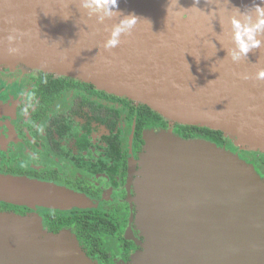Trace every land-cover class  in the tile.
I'll return each mask as SVG.
<instances>
[{
  "label": "water",
  "instance_id": "water-1",
  "mask_svg": "<svg viewBox=\"0 0 264 264\" xmlns=\"http://www.w3.org/2000/svg\"><path fill=\"white\" fill-rule=\"evenodd\" d=\"M84 3L0 0V67L80 80L146 105L171 125L221 131L264 153V81L255 79L264 68V47L235 64L227 55L229 17L259 0H119V10L139 21L111 50L104 44L120 17L101 20ZM13 28L19 36L9 45ZM10 46L18 53L9 54ZM133 140L134 131L131 150ZM144 141L128 180L130 188L138 176V223L146 239L136 264H264V179L254 165L172 129L147 131ZM0 203L61 212L92 208L85 194L2 174ZM0 264L94 262L67 230L51 233L34 214L0 211Z\"/></svg>",
  "mask_w": 264,
  "mask_h": 264
},
{
  "label": "flooded vegetation",
  "instance_id": "flooded-vegetation-1",
  "mask_svg": "<svg viewBox=\"0 0 264 264\" xmlns=\"http://www.w3.org/2000/svg\"><path fill=\"white\" fill-rule=\"evenodd\" d=\"M63 80L73 79L56 76L47 80L38 70L0 67V172L72 185L95 202H101L99 208L76 210L107 215L114 222L115 233L108 237L111 241L105 252L90 258L101 264H131L133 255L144 250L141 244L146 241L138 226L136 176L130 188L128 185L131 160H138L144 146L137 150L133 140L131 150L130 137L135 127L129 129L128 112L122 104L100 95L85 96L93 105L87 101L85 104L78 89L58 96L55 82ZM108 109L122 110V115L116 121L111 120ZM37 127L43 131L37 132ZM117 135L122 140L116 144ZM257 159L247 161L264 166V157ZM261 174L264 175V170ZM38 210L44 227L52 232L48 224L51 211ZM7 211L24 215L29 210ZM73 212L62 215L71 216ZM65 229H72L78 236L75 226L62 227L59 232ZM108 238L102 237V242Z\"/></svg>",
  "mask_w": 264,
  "mask_h": 264
},
{
  "label": "trees",
  "instance_id": "trees-1",
  "mask_svg": "<svg viewBox=\"0 0 264 264\" xmlns=\"http://www.w3.org/2000/svg\"><path fill=\"white\" fill-rule=\"evenodd\" d=\"M38 70V69H35ZM40 71V70H38ZM41 77L43 79L51 80L55 78L56 74H50L43 71H40ZM55 86L57 87V95H61L64 91H70L71 89H78L80 92L78 95H82L83 103L86 104V101L89 105L91 101L89 98L85 97L87 95H100L106 99L117 101L118 103L124 106V110L128 112L127 122L129 125V129L133 126L135 127L134 133V145L137 150H141V147L145 146L144 141V133L147 131H156L159 132L161 130H170L172 129L175 135L185 139H199L205 140L212 143H215L220 148H226L228 151H232L233 153H238V151L232 148L230 141L226 138L225 134L221 131H214L209 128L195 127V126H185L179 123L171 125L170 121L166 120L162 115L152 110L150 107L142 104H137V106H132V100L130 99H118L114 97L113 94H109L105 91L99 90L94 85L82 82L80 80H63L55 82ZM61 86L66 88H60ZM134 102V101H133ZM107 112L112 114L110 117L111 120L116 121L122 115V110L117 109H108ZM121 136L117 135L115 139V143L120 142ZM241 159L245 160L247 163L254 165L258 174L264 179V175H262V170H264V166L262 163L253 164L248 162V158L257 159L255 154L241 152L238 153ZM264 163V162H263ZM0 207L5 210H22L25 208L16 207L8 204H0ZM21 213V212H20ZM105 216V217H104ZM48 224L50 225L51 233L58 234L62 227H72L75 226L78 232V240L80 244L82 243L86 249L89 250L87 253L88 257L98 256L101 253L105 252V246L111 241L108 237H112L115 233L114 230V222L110 218H107V215L100 214L98 216L97 212L94 211H75L71 216L62 215V212L59 211H51L48 214ZM102 237L108 238L107 242H102Z\"/></svg>",
  "mask_w": 264,
  "mask_h": 264
},
{
  "label": "clouds",
  "instance_id": "clouds-1",
  "mask_svg": "<svg viewBox=\"0 0 264 264\" xmlns=\"http://www.w3.org/2000/svg\"><path fill=\"white\" fill-rule=\"evenodd\" d=\"M176 3L179 4V0H176ZM194 3H198V0H194ZM83 7L95 13H102L101 20L104 17H112L114 15L120 17L119 22L112 27L109 38L104 44L105 50L118 47L121 43V35L130 34L139 21L137 16L124 15L119 10V0H85ZM236 9V14L229 17L228 20V37L232 47L227 50V55L234 64L246 58L254 49L264 47V0H259V3H254L244 11L239 8ZM8 23H11V20ZM18 36L17 29H11L7 36L8 44H14L18 40ZM18 51L17 47H8L9 54H16ZM242 79L247 80L249 77L244 75ZM255 79L264 81V68L256 71ZM23 111L25 115L28 114L27 107ZM36 131L42 132L43 128L37 127Z\"/></svg>",
  "mask_w": 264,
  "mask_h": 264
},
{
  "label": "rangeland",
  "instance_id": "rangeland-1",
  "mask_svg": "<svg viewBox=\"0 0 264 264\" xmlns=\"http://www.w3.org/2000/svg\"><path fill=\"white\" fill-rule=\"evenodd\" d=\"M1 67H6V66H1ZM8 69H15V71H18V70H23V71H27V72H30V71H32V72H34L35 71V69H30V68H27V67H24V66H20V65H17V66H9V67H7ZM135 103H137L138 104V102H136V101H134ZM173 126V125H172ZM229 141H230V144H231V146H232V148H234V149H236L237 151H238V153H241V152H246V153H251V154H255L256 156H259V157H264V153L263 152H260V151H256V150H252V149H250V147H248V146H246L245 144H242V143H240V142H238L237 140H235V139H232V138H229V137H226ZM142 152H144V149H143V151ZM141 155H142V153L138 156V160L137 161H139L140 162V160H141ZM131 163H132V161H131ZM131 163H130V165H131ZM140 170H141V167H140V163L138 164V169H137V171L138 172H140ZM0 174H2V175H10V176H15V177H28V176H16V175H14V174H9V173H4V172H0ZM28 178H31V177H28ZM31 179H34V178H31ZM36 180H39V179H36ZM136 180H138V176L136 175ZM40 181H43V180H40ZM76 180H74L73 181V184L74 183H76L75 182ZM43 182H46V181H43ZM47 182H49V181H47ZM52 183H54V182H52ZM55 184H57V185H60V186H62V187H66V188H68V189H71V190H73V191H75V192H77V193H81V192H79V191H77V190H75V188H73V186L72 185H66V184H60V183H55ZM135 185H136V192H137V194H138V190H137V187H138V184H136V182H135ZM83 194V193H82ZM90 198V197H89ZM90 200H91V204H92V208H90V209H94V208H99L100 206L99 205H101L100 203H97V202H95V200H93V199H91L90 198ZM110 203H113V200L112 199H110V201H109ZM1 204V203H0ZM3 204V203H2ZM5 204V203H4ZM99 206V207H98ZM16 207H18V206H16ZM22 208V207H21ZM23 208H25V210L27 209V210H29L28 212H26V214H24V215H29V214H34L35 216H38L39 218H41L42 220H43V216H42V214L40 213V211L38 210L39 208H43V209H46V208H44V207H38L36 210H32V209H28V208H26V207H23ZM46 210H49V209H46ZM76 210H82V209H73V210H71V212L72 211H76ZM87 210V209H86ZM0 211H2V212H12V211H7V210H5V209H3V208H1L0 207ZM50 211H55V210H50ZM67 212H70V211H67ZM21 215V214H20ZM138 226H139V223H138ZM139 229H140V226H139ZM65 230H67L68 231V234L69 235H71V236H73V237H75L76 235L74 234V231L72 230V229H65ZM140 232H141V230H140ZM142 233V232H141ZM142 253V251L141 252H138V253H136V254H134L133 255V261L131 262V264H136V262H135V259H136V261H137V258H138V256L140 255ZM135 258V259H134ZM93 262H94V264H101L99 261H94L93 260Z\"/></svg>",
  "mask_w": 264,
  "mask_h": 264
}]
</instances>
